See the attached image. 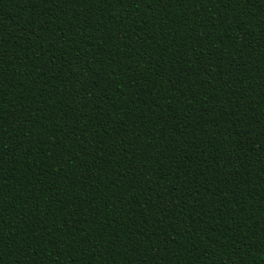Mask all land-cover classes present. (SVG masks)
Listing matches in <instances>:
<instances>
[{
	"label": "trees",
	"instance_id": "trees-1",
	"mask_svg": "<svg viewBox=\"0 0 264 264\" xmlns=\"http://www.w3.org/2000/svg\"><path fill=\"white\" fill-rule=\"evenodd\" d=\"M0 264H264V0H0Z\"/></svg>",
	"mask_w": 264,
	"mask_h": 264
}]
</instances>
